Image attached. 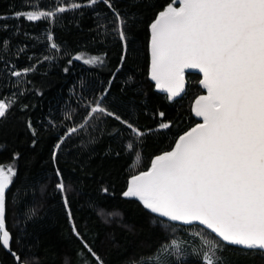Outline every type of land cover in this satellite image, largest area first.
I'll use <instances>...</instances> for the list:
<instances>
[{"label":"trees","instance_id":"obj_1","mask_svg":"<svg viewBox=\"0 0 264 264\" xmlns=\"http://www.w3.org/2000/svg\"><path fill=\"white\" fill-rule=\"evenodd\" d=\"M73 2L82 7L51 20L28 21L16 13L54 10L57 0H0V99L11 101L15 93V103L0 118V165L16 171L6 191L11 252L22 264H98L86 242L103 264H156L158 255L163 264H204L207 240L222 246L217 264H264L259 253L227 245L199 225L162 219L122 195L131 176L148 170L198 123L192 107L205 92L199 74L188 75L187 92L178 100L157 92L149 76L150 25L172 0H111L126 20V51L112 10L104 3L89 6L88 0H63L60 6ZM82 56L100 57L103 64H86ZM25 69L20 77L11 75ZM106 89L103 105L145 132L139 142L106 116L67 135ZM164 122L170 128L160 129ZM66 136L54 164L55 146ZM130 140L132 150L126 147ZM57 168L69 189L71 219L55 187ZM172 240L182 244V255L161 252ZM11 252L0 246L2 264H17Z\"/></svg>","mask_w":264,"mask_h":264},{"label":"snow or ice","instance_id":"obj_2","mask_svg":"<svg viewBox=\"0 0 264 264\" xmlns=\"http://www.w3.org/2000/svg\"><path fill=\"white\" fill-rule=\"evenodd\" d=\"M176 2L168 3L150 25L151 80L173 100L184 90L185 69H199L203 73L199 83L207 95L196 99L193 111L203 122L180 135L172 150L157 155L147 171L131 176L122 195L136 198L145 209L170 221L199 222L227 245L264 256V0H179V7L174 6ZM62 3L57 0L54 10L20 12L16 16L28 21L51 20L59 13L82 7L75 2L60 6ZM88 3H104L112 10L115 30L125 42L126 51V20L113 9L111 0ZM33 7L38 9V5ZM48 39L53 38L49 35ZM51 47L59 46L53 42ZM84 63L103 64V60L92 57ZM27 71H13L11 75L20 77ZM107 95L106 89L95 103L89 102L85 119L78 127L68 129L67 135L106 116L124 125L139 142L145 132L108 110L102 103ZM13 103L14 98L8 102L0 99V118L6 116ZM159 115L163 117L164 113ZM65 118L70 119V114ZM159 128L168 129L170 123H161ZM66 138L55 146L54 164ZM126 147L134 148L131 140ZM15 175L12 165H0V246L10 252L13 238L6 227V191ZM56 176L55 187L71 219L69 189L58 168ZM84 247L98 264H103L86 242ZM169 249L183 254L182 244L175 240L163 246L161 252ZM218 250H222L220 244L205 240L204 264H217L221 260ZM11 254L17 264H22L19 255ZM153 260L163 264L159 255Z\"/></svg>","mask_w":264,"mask_h":264},{"label":"water","instance_id":"obj_3","mask_svg":"<svg viewBox=\"0 0 264 264\" xmlns=\"http://www.w3.org/2000/svg\"><path fill=\"white\" fill-rule=\"evenodd\" d=\"M174 6L179 7V0H177L176 4H175ZM153 22H154V21H153ZM150 40H151V30H150ZM149 53H150V42H149ZM189 74H199V75L201 76V79H203V73L200 72L199 69H196V68L185 69V71H184V90H183V92L181 93L180 96L174 98L173 100H178V99L182 98V97L186 94L187 89H188V75H189ZM149 76H150V80H151V54H150V74H149ZM151 81L155 84V81H153V80H151ZM200 86H201L202 89L205 91V92H204L203 94H201V95H207V90L204 89L203 86H202L201 84H200ZM156 91L159 92V93H161V94L168 95L167 93H165V92H163V91H160V90L157 89V88H156ZM201 95H200V96H201ZM198 97H199V96H198ZM198 97H197V98H198ZM197 98H196V99H197ZM195 101H196V100H195ZM195 101H194V103H193V107H194ZM193 107H192V112H193L194 117L198 120V123H202V122H203L202 118H201V117H197V116L195 115V113H194V111H193ZM193 127H194V126H193ZM189 130H190V129H189ZM146 171H147V170H146ZM128 199H136V198H128ZM136 200H137V199H136ZM153 214H155V213H153ZM155 215H157L158 217H160V218H162V219L168 220V218H166V217H161V216H159L158 214H155ZM168 221H170V220H168ZM170 222H173V223H175V224H179V225H183V226L199 225V226H201V227L207 229L204 225H201L199 222H193L192 224H184L183 222H180V221H170ZM6 227H7V226H6ZM207 230L211 231L210 229H207ZM211 232H212V231H211ZM212 233H213V232H212ZM214 234H215V233H214ZM215 235H216V234H215ZM216 236H217V235H216ZM217 237H218V236H217ZM218 238H219V237H218ZM219 239H220V238H219ZM220 240H221V239H220ZM237 247H238V246H237ZM0 264H2L1 260H0Z\"/></svg>","mask_w":264,"mask_h":264},{"label":"rangeland","instance_id":"obj_4","mask_svg":"<svg viewBox=\"0 0 264 264\" xmlns=\"http://www.w3.org/2000/svg\"><path fill=\"white\" fill-rule=\"evenodd\" d=\"M82 58H83V59H86V56H82ZM14 95H15V93H14V94H11V95H9V97H11V98H14V97H15ZM4 101H5V100H4ZM5 102H6V101H5Z\"/></svg>","mask_w":264,"mask_h":264}]
</instances>
